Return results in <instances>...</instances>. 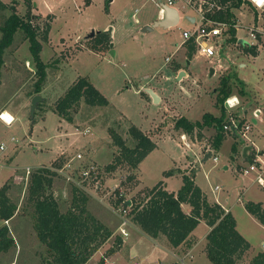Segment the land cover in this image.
<instances>
[{"label":"rangeland","instance_id":"rangeland-1","mask_svg":"<svg viewBox=\"0 0 264 264\" xmlns=\"http://www.w3.org/2000/svg\"><path fill=\"white\" fill-rule=\"evenodd\" d=\"M3 1L13 4L14 11L22 17L27 12L34 16L33 24L38 27V38L44 46L41 58L48 68L46 82L38 94L42 98L32 112V100L37 95V66L30 41L26 33L19 30L13 44L3 55L0 76V114L8 110L15 116L10 125L0 119V146L4 144V149L0 148V183L7 180L5 183L11 186L9 195L17 204V211L10 220L0 219V227L7 225L16 242L15 247L0 256V264H46L53 260L47 246L38 237L36 209L29 195L32 175L43 167H50L55 173L51 191L62 212L78 210L77 206L82 205L81 198L86 197L87 211L107 219L105 221L111 225L112 235L86 264H103V260L106 264L108 258L118 251L119 254L107 264L172 262L171 253L167 251L172 252L168 239L163 235L156 242L147 236L139 239L129 213L126 214L129 221L127 231L134 233L124 244L127 236L120 232L118 208L121 203L117 201L123 197L127 200L138 197L146 187H153L162 181L164 175L175 174L170 189L178 191L183 183L179 168L193 171L197 185L206 194L210 193L211 186L221 187L219 199L232 207L238 220V230L252 248L262 250L264 224L251 215L245 205L252 200L264 201V189L239 171V166L246 161L242 156L246 142L226 131L220 149H216L215 126L196 129L192 134L175 127L177 119L182 116L195 122L202 120L206 112L221 114L220 107L216 105V90L222 78L230 80L233 89L230 96H239L242 103V106L230 111L224 102L225 121L229 115L242 121L252 120L253 112L249 118L244 114L247 101H251V110L261 106L260 101L264 100V45H260V54L256 58L249 55L245 48L258 45L259 39L264 37L258 33L259 39L253 40L249 34V27L254 25L255 20L252 11L257 8L250 0L234 11L239 20L236 28L239 42L243 43L229 40L231 36L228 33L224 36L228 42L217 39L218 54L211 58L200 55L197 49L189 58L190 41L184 38L183 30L195 28V25L182 9L181 23L169 28L159 26L144 31L145 26L135 24L134 19L127 23L128 27L126 23L122 24V37L117 35V41L111 42L113 49L119 52L116 57L106 48L102 51L105 56L90 50L93 41L89 35L93 28L98 34L110 24L108 9H105L108 4L103 0H95L94 5L86 10L81 4L85 0ZM177 1L187 7L185 0ZM49 9H54L55 20L53 14H46ZM136 9L139 10V19L157 17L153 0H135L130 5L131 13ZM12 12L11 8L0 12V24ZM113 25L102 32H109ZM127 31L132 36L126 37ZM78 35L80 38L76 41ZM179 46H183L180 52ZM167 57H170L169 61ZM176 64L179 66L175 67ZM79 77H88L106 97L108 105H91L82 100L71 110L72 120L69 121L59 115L55 106ZM157 82L163 85V89L157 86ZM148 83L160 89L163 101L154 103L148 93V96L142 93L144 88L149 87ZM133 125L153 133L154 138L159 140L158 146L144 159L139 171L138 167L133 168L128 163L109 169L119 153L111 131H116L132 146L134 141L129 130ZM233 147L238 156L234 162L231 161ZM208 149H214L219 162L216 164L210 158L196 167ZM79 153L83 154L80 159L77 158ZM194 158V163H191ZM67 164L70 167L65 168ZM91 165L96 170L86 178L83 170ZM167 172L171 174L167 175ZM130 177L134 178L131 180ZM139 180H142L144 188H140ZM208 228L201 223L195 232L199 244L194 254L200 259L204 258L201 250L207 244ZM118 237L122 239L121 245L117 244ZM181 249L176 250L180 255L186 250ZM207 257L204 258L207 263L200 260V264H213ZM185 262L196 264L190 258H186Z\"/></svg>","mask_w":264,"mask_h":264},{"label":"trees","instance_id":"trees-1","mask_svg":"<svg viewBox=\"0 0 264 264\" xmlns=\"http://www.w3.org/2000/svg\"><path fill=\"white\" fill-rule=\"evenodd\" d=\"M219 7L208 13L213 20L228 23L230 40L236 39L237 17L235 10L247 0H213ZM11 8L13 12L0 24L2 38L0 40V76L1 66L4 62L3 55L10 47L15 34L22 30L30 41L31 53L37 66L36 93L42 91L47 79L48 65L41 58L42 42L38 38V27L33 24L34 16L29 12L25 17L16 13L13 4H6L0 0V12ZM264 15V13H263ZM39 26V25H38ZM93 42L90 49L95 52H102L105 48H111L110 32L99 31L90 38ZM247 52L256 55L257 46L251 45L245 48ZM196 46L190 40L188 50L189 58L192 57ZM175 67H178L176 64ZM233 89L228 78H222L220 86L216 90V105L220 107L221 114L214 115L206 112L202 120L191 121L185 116L177 119L175 127L182 129L185 133L192 134L196 129L215 126L217 134L214 140V147L220 149L225 136L224 124L226 119L225 100L232 94ZM146 96V92H142ZM82 100L91 105H108L106 97L93 85L88 77H79L57 101L55 110L63 118L71 121V110ZM129 133L134 141L129 146L125 139L112 130L111 134L114 144L118 146L119 153L115 156L114 163L109 169L116 168L119 164L128 163L131 167L137 168L145 157L155 149L156 142L151 134L141 130L137 126H131ZM233 152L235 147L232 148ZM54 172L50 167H43L32 175L29 184V195L36 209V230L40 241L48 248L53 257L51 263L46 264H86L98 248L112 235V231L101 223L86 208V197L81 198L80 206L74 210L69 209L62 212L58 201L54 197L51 186ZM167 172V175H170ZM195 173L183 174V185L178 192H170L164 182L160 181L153 187H146L141 194L131 199L130 217L132 222L138 226L146 235L151 238L165 236L174 248L180 246L191 247V234L198 224L203 220L211 230L207 235L206 252L213 264H241L248 251L251 249L249 241L237 229V221L232 213L226 212L217 201H210L207 195L196 184ZM131 180L134 177H130ZM129 178V179H130ZM10 184L5 183L0 188V219L10 220L17 211V204L9 195ZM125 197L119 198V203L125 202ZM191 206L190 213H187L183 205ZM249 213L264 224V208L261 203L248 202L245 205ZM117 244H122L121 237H118ZM16 242L7 225L0 227V256L15 247ZM110 252H113L111 250ZM105 263L104 260L102 261ZM252 264H264V250L256 253ZM174 264V263H173Z\"/></svg>","mask_w":264,"mask_h":264},{"label":"crops","instance_id":"crops-1","mask_svg":"<svg viewBox=\"0 0 264 264\" xmlns=\"http://www.w3.org/2000/svg\"><path fill=\"white\" fill-rule=\"evenodd\" d=\"M105 3H107L108 5H106L107 7L105 8V9H108V15L110 16V24H108V25H106V27H104L103 28V30H106V29H108L109 28V25H112L113 23H114V25H113V27L112 28H110V33H111V31H112V33H111V40L112 41H117V35H121V37H122V35H123V32H122V29L121 28H123L124 26L122 25V24H124V23H126V26H127V23L128 22H132V19H134V21H135V24H138V23H140V25L141 26H147V25H152L156 20H158V19H160L163 15H164V12H163V5L164 4H168V1L169 0H153V1H155V9H154V11H155V13H157V17H153V19L152 18H149L148 16L147 17H144V18H141V19H139L138 18V13H139V10L138 9H136L133 13H131V10H130V5L135 1V0H103ZM83 3H81V4H84V10H86V9H90L93 5H94V3H95V0H85V1H82ZM186 4V3H185ZM169 5V4H168ZM187 6V5H186ZM82 7V6H81ZM172 7H174V8H176L177 10H178V13H179V21H178V23L176 24V25H179L180 23H181V19H182V16H181V9L182 10H184L185 11V14H186V17H187V19L191 22V23H193L195 26H196V24H197V22H198V19H197V14H196V12L194 11V10H192L191 8H188V7H185V5H183V4H181V2H179V1H176L173 5H172ZM45 11V10H44ZM54 11V9L52 10V9H49L48 10V12L46 13V14H49V13H51V14H53V20H55L56 19V14L53 12ZM189 11H193L195 14L193 15V14H191ZM131 13V14H130ZM252 13L254 14V18H255V20H254V25L255 26H257L260 30H261V32H260V34L261 35H263V37H264V15L262 14V13H258V8H256L255 10H253L252 11ZM54 22V21H53ZM238 22H239V20L237 19V27H238ZM119 24H120V26H119ZM253 25V26H254ZM128 27V26H127ZM236 27V28H237ZM251 27V26H250ZM249 27V28H250ZM193 29V28H192ZM103 30H99V31H103ZM125 30H126V27H125ZM186 30V29H185ZM185 30H183V31H185ZM188 30H190V29H188ZM93 31H96L95 30V28H93ZM228 34V33H227ZM126 37L129 35V36H132L130 33L128 34V31L126 32ZM228 36V35H227ZM226 37V36H225ZM225 37L223 38V39H225ZM229 37V36H228ZM80 37H79V35L76 37V41L79 39ZM236 38H237V41H238V43H243V42H239V36H238V30L236 29ZM229 40H230V37L228 38ZM258 39H259V36H258ZM227 40V38L225 39V41ZM227 42H228V40H227ZM260 45L262 46V45H264V38L263 39H259V44L258 45H256L257 46V54L256 55H253L252 54V56H253V58H256V57H258L259 56V54H260V51H259V49H260ZM248 47V46H247ZM112 48H114V44H113V47ZM112 48H110L109 50H108V52H110V50L112 49ZM183 48V46H179L178 47V52H180V50ZM43 50H44V46H42V50H41V57H42V55H43ZM90 50H92V49H90ZM93 51V50H92ZM115 51V55H116V57L118 56V54H119V52H118V50H114ZM93 52H95V51H93ZM95 53H98V52H95ZM103 54L104 56L106 55V54H104L103 52H100V54ZM249 53V52H248ZM108 54V53H107ZM251 53H249V55H250ZM43 58V57H42ZM44 61V60H43ZM45 62V61H44ZM46 63V62H45ZM47 64V63H46ZM244 66H247V64H243ZM179 66V65H178ZM262 73L264 74V69H263V71H262ZM157 84H159V85H157L158 87H161V89H163V85H161V83L160 82H157ZM148 85H149V87L150 88H152V89H154V91H156L158 94H159V96L161 97V101H163V96L160 94V92H159V90L157 89V88H155V86H153L151 83H148ZM242 94V93H241ZM239 97V96H238ZM240 98V97H239ZM248 102V104L246 103V110H245V112H244V114H245V116L247 117V118H249V116L251 117V113H252V105H251V101H247ZM260 108H262V112H261V114L259 115V118L256 120V125L257 124H261L260 126L258 125V127H255V129H254V131H253V139L256 141V144L259 146V147H264V142L262 141V140H264V139H262V133H263V131H264V100H261L260 101ZM251 107V108H250ZM255 107V106H254ZM8 111V110H7ZM13 118H14V121H15V116L13 115ZM253 118V117H252ZM144 132H146V131H144ZM147 133V132H146ZM148 134H151L152 136H153V139H154V141L156 142V147L158 146V142H159V140H157L156 138H154V134L153 133H148ZM161 140V139H160ZM156 147H155V149H156ZM154 149V150H155ZM154 150H152L146 157H145V159L146 158H148L153 152H154ZM244 150V149H243ZM233 154H231V161L232 162H234L235 160H236V158L238 157V156H236L237 155V153L235 152H232ZM242 156H243V151H242ZM243 157H245V156H243ZM144 161V160H143ZM142 161V162H143ZM192 162L191 163H194V161H195V158L194 159H192L191 160ZM201 161H202V159H201ZM201 161H198V164L196 163V167L197 166H199L202 162ZM141 162V163H142ZM201 162V163H200ZM141 163L139 164V166H138V171H139V167H140V165H141ZM225 168L226 169H228L229 168V166L228 165H226L225 166ZM179 171L182 173V174H184V173H191L190 171H188L187 170V168H185V169H183V168H179ZM178 173V172H177ZM176 173V174H177ZM178 175V174H177ZM175 176V174L174 175H170V176H165L164 175V178L162 179V181L164 182V186H165V188L168 190V191H170V192H178V191H174V190H172V189H170V183H171V180L173 179V177ZM249 179V178H248ZM194 180H195V176H194ZM7 181V180H6ZM5 181V182H6ZM5 182H1L0 183V188L5 184ZM196 182V181H195ZM197 184V183H196ZM182 185H183V183H182ZM139 186H140V188H144L145 186H143V183H142V180L140 181L139 180ZM216 187H218L217 189H216ZM211 188V190H210V193L209 194H206L204 191V193L207 195V197H208V199L210 200V201H217L218 203H220L221 205H222V207L223 208H225V209H227L230 213H232L233 214V209H232V207H230V206H227L224 202H222L220 199H219V191L221 190V187H219V186H214V187H210ZM213 196V197H212ZM214 198V199H213ZM239 201H241V198H239ZM253 202L255 201V200H252ZM256 203H261L262 204V206H263V208H264V201L263 200H259V199H257L256 201H255ZM183 208H184V210L187 212V213H190V211H191V206L189 205V204H184L183 205ZM94 215V214H93ZM252 215V214H251ZM101 223H103L105 226H107L108 228H110V230L112 229L111 228V225L107 222V221H105V220H107V219H105L104 220V218H101L99 215H94ZM233 216L235 217V215L233 214ZM102 221H101V220ZM235 219H236V217H235ZM257 219V218H256ZM236 221H237V229H238V220L236 219ZM201 223H205L209 228H208V232H207V234H206V238H207V235H208V233L210 232V230H211V227L205 222V221H201L199 224H198V226L201 224ZM197 226V227H198ZM197 227L193 230V232H192V234H191V238H192V246L191 247H186V246H180L179 248H174L171 244H170V248H172V252L171 251H169V249H167V247L165 248V249H167V251L168 252H170L171 253V255L169 256L171 259H173L172 260V262H169V263H167V264H180L179 262H181L182 264H187L186 262H185V259L186 258H190L191 259V262L193 263V262H195L196 264H200V260H201V263H204V262H206L207 263V261H206V259H204L205 258V256L207 255V252H206V245H205V248L204 249H202L201 251H203V256H204V258L203 257H201V259H200V257L197 255H195L194 254V252H195V250H196V248H197V246H198V244H199V241H198V239L196 238V236H195V232H196V229H197ZM135 232H136V234H138V238L140 239L142 236H147L148 237V239L149 240H151V241H155L156 242V240H158L159 238H160V236L158 237V238H151V237H149L148 235H146L138 226H136L135 227ZM240 232V231H239ZM113 233V232H112ZM132 233H134L133 231H132ZM132 233H129V235L126 237V239H125V241H124V244L127 242V239L129 240V238L131 237V235H132ZM242 234V233H241ZM262 241H264V239L262 240ZM168 243H169V241H168ZM165 247V246H164ZM181 248H185L186 250L185 251H183V254L182 255H180V253L178 252V251H181L182 249ZM176 250H178L177 252H176ZM260 251V248H252L251 247V249L248 251V253L246 254V256H245V260L241 263V264H252L251 263V259H252V257L256 254V253H258ZM119 252L120 251H118L117 253H115V254H113L112 256H110L109 258H108V260H107V262H106V264L108 263V261L111 259V258H113L115 255H117V254H119ZM199 259V260H198ZM207 259H208V257H207Z\"/></svg>","mask_w":264,"mask_h":264},{"label":"built area","instance_id":"built-area-1","mask_svg":"<svg viewBox=\"0 0 264 264\" xmlns=\"http://www.w3.org/2000/svg\"><path fill=\"white\" fill-rule=\"evenodd\" d=\"M176 1L177 0H169L168 4L172 6ZM250 1L253 3V0ZM185 3L188 8H191L196 12L199 19L195 28L183 31L184 38L186 39V41H194L197 53H199L200 55H204L210 58L217 56V39H223L224 36H226V34L228 33V29L230 26L226 22H219L213 20L208 16V13H211L215 8L219 7L217 5V2L213 0H185ZM254 5L261 10L262 14L264 13V4H261L260 6H257L256 4ZM235 27H237V24L235 25ZM249 30L251 38L253 40H257L258 33H260L261 30L255 25L250 27ZM166 60L169 61L170 57H167ZM230 98L235 99L231 103H229ZM225 105L231 111L232 109L234 110L242 106V103L238 96L233 95L229 96L225 100ZM252 112L253 119H249L246 121H242L236 116L229 115L230 117H228V120L225 121L224 130L225 132L230 131L234 133L235 136L242 138L246 142V146H251V148L247 151V155L245 156V163L239 166V171L244 177L249 178L252 183H257L264 189V183L261 182L264 181V147H259L256 144V141L253 139V131L256 125V120L259 118L262 109L260 107H255ZM262 136L264 137V131L262 133ZM182 137L183 139H185V136ZM0 148L3 150L4 144H2ZM209 151H211L212 153L211 159L217 164L219 162V156L214 152V149H208L207 152ZM82 157V153L77 154L78 159ZM68 167H70V164H67L65 168ZM95 170L96 167L94 165H91L87 169L83 170V176L89 178L91 177L92 173L95 172ZM217 188L218 187H216V189ZM127 201L122 202L120 204V207L118 208V212L120 213V232L124 236L129 235V232L127 231V225L129 224V221L126 217V214L130 213V211H128L129 204H127ZM226 212L229 211L226 209ZM261 249L264 250V241L261 244Z\"/></svg>","mask_w":264,"mask_h":264},{"label":"water","instance_id":"water-1","mask_svg":"<svg viewBox=\"0 0 264 264\" xmlns=\"http://www.w3.org/2000/svg\"><path fill=\"white\" fill-rule=\"evenodd\" d=\"M163 9H164V15L156 20L152 25H147L144 27V31L146 30H152L153 28L155 27H164V28H169L171 26H175L178 21H179V13H178V10L168 4H164L163 6ZM97 34L96 31H92L91 34L89 35L90 38L94 37L95 35ZM113 47V44L111 43V48ZM110 54L112 56H115V51L114 49L112 48L110 50ZM214 71L212 70V73ZM145 92L148 93L154 103H157L161 100V97L159 96V94H157L154 89L150 88V87H146L144 88ZM41 96L40 95H36L33 100H32V112H34L35 110V107H36V104L37 102H39L41 100ZM251 148V146H246L243 150V156H246L247 155V151ZM211 151L207 152L206 155L203 157L202 161L201 162H205L207 161L208 159L211 158ZM200 162V163H201ZM127 204H131V201H127Z\"/></svg>","mask_w":264,"mask_h":264},{"label":"clouds","instance_id":"clouds-1","mask_svg":"<svg viewBox=\"0 0 264 264\" xmlns=\"http://www.w3.org/2000/svg\"><path fill=\"white\" fill-rule=\"evenodd\" d=\"M253 3L256 4L257 6H260L261 4H264V0H253ZM235 98H230L229 103H231ZM3 117H8L9 119H4ZM0 119L4 120L6 123L11 124L13 121V117L8 114L7 112L0 114ZM264 183V181H261Z\"/></svg>","mask_w":264,"mask_h":264},{"label":"bare ground","instance_id":"bare-ground-1","mask_svg":"<svg viewBox=\"0 0 264 264\" xmlns=\"http://www.w3.org/2000/svg\"><path fill=\"white\" fill-rule=\"evenodd\" d=\"M5 112H7L8 114H10V115L13 117V115H12L9 111H7V110L2 111L1 113L3 114V113H5Z\"/></svg>","mask_w":264,"mask_h":264},{"label":"snow or ice","instance_id":"snow-or-ice-1","mask_svg":"<svg viewBox=\"0 0 264 264\" xmlns=\"http://www.w3.org/2000/svg\"><path fill=\"white\" fill-rule=\"evenodd\" d=\"M4 119H9L8 117H3Z\"/></svg>","mask_w":264,"mask_h":264}]
</instances>
